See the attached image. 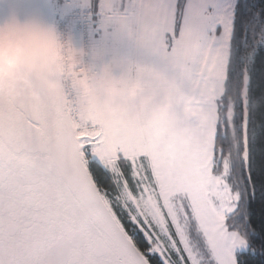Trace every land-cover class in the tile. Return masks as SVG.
<instances>
[{
  "label": "snow or ice",
  "instance_id": "6c2138e0",
  "mask_svg": "<svg viewBox=\"0 0 264 264\" xmlns=\"http://www.w3.org/2000/svg\"><path fill=\"white\" fill-rule=\"evenodd\" d=\"M95 7L137 88L0 81V264H264V0Z\"/></svg>",
  "mask_w": 264,
  "mask_h": 264
},
{
  "label": "clouds",
  "instance_id": "9594fccd",
  "mask_svg": "<svg viewBox=\"0 0 264 264\" xmlns=\"http://www.w3.org/2000/svg\"><path fill=\"white\" fill-rule=\"evenodd\" d=\"M69 79L81 93L110 102H124L137 88L113 70L94 43H77L70 32L35 15L9 9L0 16V81L56 87Z\"/></svg>",
  "mask_w": 264,
  "mask_h": 264
},
{
  "label": "built area",
  "instance_id": "2783aa9c",
  "mask_svg": "<svg viewBox=\"0 0 264 264\" xmlns=\"http://www.w3.org/2000/svg\"><path fill=\"white\" fill-rule=\"evenodd\" d=\"M78 4L76 1L63 0L62 8L67 5ZM61 10L52 15L51 24L63 32H70L77 43H94L93 27L95 24V12L91 9H82L77 5L68 11ZM91 14V15H90Z\"/></svg>",
  "mask_w": 264,
  "mask_h": 264
},
{
  "label": "water",
  "instance_id": "95a60500",
  "mask_svg": "<svg viewBox=\"0 0 264 264\" xmlns=\"http://www.w3.org/2000/svg\"><path fill=\"white\" fill-rule=\"evenodd\" d=\"M9 9L21 16L35 15L50 23V0H0V16Z\"/></svg>",
  "mask_w": 264,
  "mask_h": 264
},
{
  "label": "rangeland",
  "instance_id": "374dc122",
  "mask_svg": "<svg viewBox=\"0 0 264 264\" xmlns=\"http://www.w3.org/2000/svg\"><path fill=\"white\" fill-rule=\"evenodd\" d=\"M71 1L78 2V0H70V2ZM62 2H63V0H54V2H53V10H54L53 14L57 13V11L60 12L61 10H65V9H67L66 11H68L69 9H71V7L76 8L78 5V4H74L73 6L67 5V6H65V8L64 7L62 8ZM98 37H99V33L96 37V40L98 39Z\"/></svg>",
  "mask_w": 264,
  "mask_h": 264
},
{
  "label": "crops",
  "instance_id": "0c3cea01",
  "mask_svg": "<svg viewBox=\"0 0 264 264\" xmlns=\"http://www.w3.org/2000/svg\"><path fill=\"white\" fill-rule=\"evenodd\" d=\"M96 0H92V7L90 8L91 10H94V12L96 11ZM96 20V18H95ZM98 35V32L95 31V24H94V27H93V38H94V41L96 40V37Z\"/></svg>",
  "mask_w": 264,
  "mask_h": 264
}]
</instances>
